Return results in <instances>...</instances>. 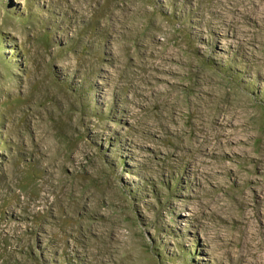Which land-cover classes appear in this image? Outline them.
<instances>
[{
    "label": "rangeland",
    "instance_id": "374dc122",
    "mask_svg": "<svg viewBox=\"0 0 264 264\" xmlns=\"http://www.w3.org/2000/svg\"><path fill=\"white\" fill-rule=\"evenodd\" d=\"M0 264H264V0H0Z\"/></svg>",
    "mask_w": 264,
    "mask_h": 264
},
{
    "label": "bare ground",
    "instance_id": "6f19581e",
    "mask_svg": "<svg viewBox=\"0 0 264 264\" xmlns=\"http://www.w3.org/2000/svg\"><path fill=\"white\" fill-rule=\"evenodd\" d=\"M23 203V202H22ZM23 206V205H22Z\"/></svg>",
    "mask_w": 264,
    "mask_h": 264
}]
</instances>
